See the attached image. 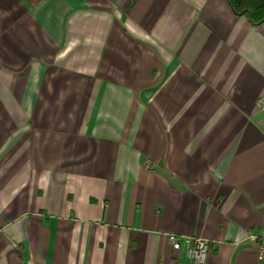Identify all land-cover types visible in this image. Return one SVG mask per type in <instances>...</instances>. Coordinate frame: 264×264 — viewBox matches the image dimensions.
<instances>
[{"label": "crops", "instance_id": "crops-1", "mask_svg": "<svg viewBox=\"0 0 264 264\" xmlns=\"http://www.w3.org/2000/svg\"><path fill=\"white\" fill-rule=\"evenodd\" d=\"M263 95L227 0H0V264H264Z\"/></svg>", "mask_w": 264, "mask_h": 264}, {"label": "built area", "instance_id": "built-area-1", "mask_svg": "<svg viewBox=\"0 0 264 264\" xmlns=\"http://www.w3.org/2000/svg\"><path fill=\"white\" fill-rule=\"evenodd\" d=\"M257 106L260 110H264V95L258 99ZM167 239L172 249L184 255L190 264H205L209 251L208 239L173 233L167 234ZM252 239L256 248L257 259L264 261V233L254 235Z\"/></svg>", "mask_w": 264, "mask_h": 264}, {"label": "trees", "instance_id": "trees-1", "mask_svg": "<svg viewBox=\"0 0 264 264\" xmlns=\"http://www.w3.org/2000/svg\"><path fill=\"white\" fill-rule=\"evenodd\" d=\"M227 2L236 16H244L254 25L264 21V0H227Z\"/></svg>", "mask_w": 264, "mask_h": 264}]
</instances>
